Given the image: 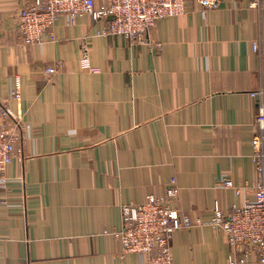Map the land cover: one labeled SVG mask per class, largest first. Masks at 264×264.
<instances>
[{
	"label": "crops",
	"instance_id": "1",
	"mask_svg": "<svg viewBox=\"0 0 264 264\" xmlns=\"http://www.w3.org/2000/svg\"><path fill=\"white\" fill-rule=\"evenodd\" d=\"M25 2L0 0V112L13 116L0 127L19 136L0 189V264H140L136 254L122 258L107 232L122 227L124 206L163 195L173 179L179 208L205 223L174 234V264H259L209 222L215 207L256 199L264 0L259 8L223 0L207 12L190 4L151 29L150 42L163 47L156 55L98 37L109 20L89 16H62L53 41L26 45ZM225 180L245 189L238 195Z\"/></svg>",
	"mask_w": 264,
	"mask_h": 264
},
{
	"label": "built area",
	"instance_id": "2",
	"mask_svg": "<svg viewBox=\"0 0 264 264\" xmlns=\"http://www.w3.org/2000/svg\"><path fill=\"white\" fill-rule=\"evenodd\" d=\"M223 0H111L109 5L97 6L95 0H26L18 14V32L26 45L40 44L49 38L54 40L52 29L62 16L72 22L81 16H89L99 23L109 20L96 32L98 37H123L131 42L149 45L152 54L162 51V44L150 42L149 33L163 19L189 13V5L197 3L202 12L217 10ZM251 8H259L261 0H249ZM259 46L256 44V50ZM53 75L57 69L50 68ZM259 93H254L257 96ZM20 98L19 88L13 95ZM10 110L4 107L0 118L10 119ZM256 132L252 139L251 157L258 173L254 202L243 207L235 206L231 212L215 207L209 225L217 233H225L235 247H247L258 254L259 264H264V107L256 119ZM18 128L25 125L17 121ZM24 126V127H23ZM18 134L12 129L0 127V189H7V169L16 154ZM223 188L234 189L239 195L243 189L232 180H225ZM180 188L173 179L163 195H149L145 201L122 208V227L107 232L121 245V256L136 254L140 264H174L171 242L174 234L182 229L205 225L201 219H192L179 208Z\"/></svg>",
	"mask_w": 264,
	"mask_h": 264
}]
</instances>
